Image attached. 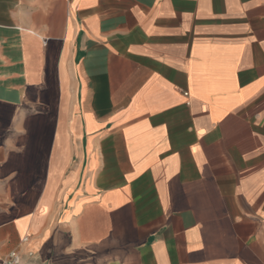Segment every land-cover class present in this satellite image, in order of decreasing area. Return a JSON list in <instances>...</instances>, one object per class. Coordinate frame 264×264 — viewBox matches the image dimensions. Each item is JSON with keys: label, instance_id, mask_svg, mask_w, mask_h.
<instances>
[{"label": "crops", "instance_id": "crops-1", "mask_svg": "<svg viewBox=\"0 0 264 264\" xmlns=\"http://www.w3.org/2000/svg\"><path fill=\"white\" fill-rule=\"evenodd\" d=\"M11 251L264 264V0H0Z\"/></svg>", "mask_w": 264, "mask_h": 264}, {"label": "built area", "instance_id": "built-area-1", "mask_svg": "<svg viewBox=\"0 0 264 264\" xmlns=\"http://www.w3.org/2000/svg\"><path fill=\"white\" fill-rule=\"evenodd\" d=\"M26 237H24V240ZM0 264H19V256L16 251H11L0 261Z\"/></svg>", "mask_w": 264, "mask_h": 264}]
</instances>
